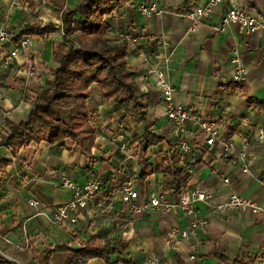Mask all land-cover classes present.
I'll use <instances>...</instances> for the list:
<instances>
[{"label": "crops", "instance_id": "crops-1", "mask_svg": "<svg viewBox=\"0 0 264 264\" xmlns=\"http://www.w3.org/2000/svg\"><path fill=\"white\" fill-rule=\"evenodd\" d=\"M18 1L19 5L15 0H0V27L8 26L19 33L25 24L40 21L59 30L45 38L33 37L31 47L6 65L12 47L0 44V158L12 160L3 172L0 189V249L4 257L16 264H65L70 253H54L47 262L41 254L60 246L77 249L96 238L103 243L125 242L124 255L114 256L109 262L96 259L81 264H142L153 256L159 258L158 264H224L216 253L230 260L240 256L259 259L264 246V214L219 212L200 203L199 214L208 219V225L191 240L179 238L172 249L169 231L188 226L190 218L177 209L132 215L126 205L113 201V195L130 175L136 179L140 202L148 201L152 190L166 188L162 169L168 162L189 175V189L206 191L214 206L226 203L232 192L264 205V141L258 138L260 128H264V108L248 103L251 98L264 104V37L241 34L235 24L224 33L214 32L232 4L264 21V0H225L195 30L183 14L207 5L209 0H131L124 4L108 17V34L117 43H128V66L140 91L147 95L146 121L116 108L94 90L88 109L94 115L90 125L96 131V147L90 155L83 154L79 143L66 140L57 145L32 143L12 158L4 139L9 131L6 121L18 124L27 119L33 101L56 67L54 53L67 51L58 14L74 9L79 2ZM143 2H157L162 12L143 17L137 10ZM162 41L168 45L163 46ZM141 50L150 56H141ZM235 57L245 68L246 80L242 84L233 81ZM29 62L36 64L40 78L28 76ZM151 65L165 70L174 88L176 105L218 122L220 137L214 147H208L196 123L189 122L187 140L193 150L188 154L172 151L174 138L165 102L156 77L148 75ZM148 127L163 142L144 153L138 139ZM120 134H124V140ZM123 142L128 143L127 150L121 149ZM227 142L235 145L236 153L223 159L220 154ZM245 147L250 174L242 172L239 157ZM147 162L156 173L142 181L138 177ZM63 175L79 183L104 178L98 198L111 209L103 213L85 210L75 227L50 225L45 214L66 204L71 196L60 186ZM226 178L230 184L224 182ZM170 191L169 201L177 202L179 193ZM33 198L40 202L37 209L29 204ZM192 255L197 257L195 261Z\"/></svg>", "mask_w": 264, "mask_h": 264}, {"label": "trees", "instance_id": "trees-1", "mask_svg": "<svg viewBox=\"0 0 264 264\" xmlns=\"http://www.w3.org/2000/svg\"><path fill=\"white\" fill-rule=\"evenodd\" d=\"M130 1L79 0L74 9H65L58 14L67 51L54 53L56 67L51 70L52 76L43 91L33 101L27 119L18 124L6 121L9 131L4 139L12 158L32 143L57 145L66 140L79 143L83 154L90 155L96 147V131L90 125L94 115L88 109L94 90H98L104 100L113 102L116 108L146 121L147 95L140 91L134 72L128 66V43H117L108 34V17ZM58 30L59 27L44 25L40 21L27 23L21 28L17 40L29 36L45 38ZM248 103L264 108V104L260 105L251 98ZM162 142L163 138L153 133L150 127L138 139L144 153ZM11 163V159L0 158V189L3 172ZM155 173L154 167L147 162L138 178L145 181ZM162 174L168 190L179 193L189 186V175L168 162L163 165ZM102 181L103 188L105 179ZM126 247L125 242L103 243L92 238L80 248L60 246L44 251L41 257L47 262L54 253L64 252L70 253L65 264L96 259L109 262L114 256H123ZM216 255L224 264L256 263V260L244 256L230 260L224 254ZM0 264L16 263L0 256ZM111 264H119V261Z\"/></svg>", "mask_w": 264, "mask_h": 264}, {"label": "built area", "instance_id": "built-area-1", "mask_svg": "<svg viewBox=\"0 0 264 264\" xmlns=\"http://www.w3.org/2000/svg\"><path fill=\"white\" fill-rule=\"evenodd\" d=\"M224 1L225 0H209L207 5L198 6L188 10L183 16L192 21V30H195L205 18H208L211 15L213 9ZM15 3L18 5L20 4L18 0H15ZM137 10L145 18H151L162 12V9L157 2H143L137 7ZM234 24L238 25L241 34H259L264 37V21L257 16L248 14L237 4H232L230 6L225 15L221 18L219 25L214 28V32L216 34L224 33L230 25ZM18 37L19 33L17 30L11 29L8 26L0 27V44L10 45L12 47V50L6 57L5 62H7V64L11 60L17 58L21 51L28 50L32 45L33 37H21V39L17 40ZM126 39L130 41L129 37H126ZM131 40L138 44L136 39ZM161 44L163 46L168 45L165 41H162ZM140 52L141 56L145 58L150 56L142 50ZM233 63L235 64L233 81L236 84H242L246 80L244 65L238 57L234 58ZM27 74L30 77H41L40 70L35 63L31 62L28 63ZM148 75L156 77V85L161 90L165 102L166 116L174 138L172 151L174 153L188 154L193 150L192 144L187 140V126L189 122H195L206 139V145L208 147H214L217 142H219L220 137V127L218 122L214 119L196 116L186 107L176 105L173 98L174 88L169 82L164 69L156 65H151L148 69ZM2 97L3 95L0 91V101ZM121 130H123V127ZM119 138L124 140V134H120ZM258 138L260 141H264V128H260ZM127 148L128 143L123 142L121 144V149L127 150ZM235 153V145L232 142H227L222 146L220 158L228 159ZM239 157L243 163L242 172L244 174H250L251 169L246 147L242 149ZM224 182L230 184L228 178H226ZM102 184L103 181L100 177L85 183H79L74 181L69 175H63L61 177L60 186L70 192V199L66 204L54 209L50 215L45 214L47 221L52 226L75 227L79 225L80 214L83 211L90 210L92 212L103 213L104 211L111 209V205H106L98 198L102 192ZM170 192L171 191L166 188L152 190L148 201L140 202L141 194L137 187L136 179L133 176L128 175L125 182L113 195V201H119L126 205L132 215H150L158 211L170 213L172 210L177 209L190 218L188 226L175 227L169 231L168 241L170 248L172 249L175 248V241L179 238L182 240H191L197 235L199 230L208 225V219L199 214L200 203L206 204L211 209L219 212L233 211L239 214H245L248 212L264 214V205L257 199L248 198L236 192L230 194L226 203L218 206L211 204V196L206 191L199 188H187L179 192V199L175 203L170 202L168 199ZM29 204L35 209L40 206V202L34 198L29 200ZM37 215H42V213H38ZM126 227H128L127 224ZM0 256H5L1 249ZM190 258L192 261L197 259L194 255ZM158 262L159 258L153 256L147 258L142 264H158ZM256 263L264 264V246L262 247V255L256 260Z\"/></svg>", "mask_w": 264, "mask_h": 264}, {"label": "rangeland", "instance_id": "rangeland-1", "mask_svg": "<svg viewBox=\"0 0 264 264\" xmlns=\"http://www.w3.org/2000/svg\"><path fill=\"white\" fill-rule=\"evenodd\" d=\"M5 65L7 64V62L4 63Z\"/></svg>", "mask_w": 264, "mask_h": 264}]
</instances>
